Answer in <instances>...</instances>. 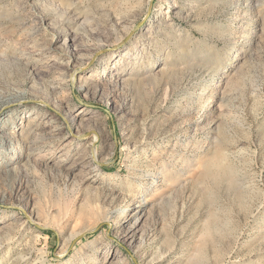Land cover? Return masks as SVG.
<instances>
[{
	"label": "rangeland",
	"instance_id": "rangeland-1",
	"mask_svg": "<svg viewBox=\"0 0 264 264\" xmlns=\"http://www.w3.org/2000/svg\"><path fill=\"white\" fill-rule=\"evenodd\" d=\"M0 264H264V0H0Z\"/></svg>",
	"mask_w": 264,
	"mask_h": 264
},
{
	"label": "bare ground",
	"instance_id": "bare-ground-1",
	"mask_svg": "<svg viewBox=\"0 0 264 264\" xmlns=\"http://www.w3.org/2000/svg\"><path fill=\"white\" fill-rule=\"evenodd\" d=\"M17 97H18V98H17ZM19 98H20V96H17V95H16V100H20ZM10 136H12V135H5V136H4V137H5L4 140H6L7 142H11V141H12V140H11L12 137L9 138ZM95 154H96V152L93 153L94 156H95Z\"/></svg>",
	"mask_w": 264,
	"mask_h": 264
}]
</instances>
